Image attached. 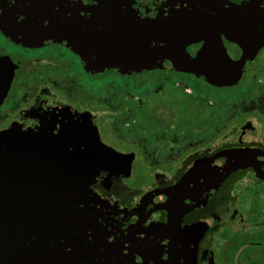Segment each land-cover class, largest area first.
<instances>
[{
  "label": "flooded vegetation",
  "instance_id": "1",
  "mask_svg": "<svg viewBox=\"0 0 264 264\" xmlns=\"http://www.w3.org/2000/svg\"><path fill=\"white\" fill-rule=\"evenodd\" d=\"M38 1L0 0V133L20 125L78 132L81 141L71 136L61 144L81 146L83 153L87 132H97L104 145L133 155L129 171L101 170L90 191L100 206L90 233L113 243L116 264H264V179L253 168L233 173L214 192H199L194 206L182 207L172 192L196 162L222 166L226 159L218 155L228 150H260L264 172V47L231 87L169 70L89 72L67 46L25 44V31L5 29ZM203 44L188 51L198 52ZM224 44L232 59L241 58L239 46L225 38ZM110 76L132 84L106 85ZM171 77H180L177 86L160 93ZM214 91L227 93L225 100ZM186 100L188 111L207 122L188 138ZM160 107L165 115L157 113ZM68 153L73 158V149Z\"/></svg>",
  "mask_w": 264,
  "mask_h": 264
},
{
  "label": "water",
  "instance_id": "2",
  "mask_svg": "<svg viewBox=\"0 0 264 264\" xmlns=\"http://www.w3.org/2000/svg\"><path fill=\"white\" fill-rule=\"evenodd\" d=\"M68 2L26 5L11 21L15 25L5 29L25 31V44L67 46L89 72L131 76L169 70L219 88L239 83L247 61L264 47L263 0ZM224 38L242 49L240 59L230 57ZM200 42L198 52L188 51ZM87 134L82 153L81 146L61 144L71 136L81 141L78 132L54 134L40 125H20L0 133V264H116L113 243L90 233L100 212L90 191L101 170L129 171L133 155L104 145L97 132ZM260 155L257 149H233L218 155L226 159L222 166L200 160L172 192L188 207L199 192L218 190L239 170L253 168L264 179Z\"/></svg>",
  "mask_w": 264,
  "mask_h": 264
},
{
  "label": "rangeland",
  "instance_id": "3",
  "mask_svg": "<svg viewBox=\"0 0 264 264\" xmlns=\"http://www.w3.org/2000/svg\"><path fill=\"white\" fill-rule=\"evenodd\" d=\"M180 79V77H171V78H169L168 80H167V82H164V84H162V88H161V92L160 93H162V92H166V91H168L169 89H173L175 86H177V82H178V80ZM113 81H115V82H126L127 84H132V82L131 81H126V80H122V79H118V78H116V77H113V76H110V77H107L106 78V80H105V83H106V85L107 84H109V83H111V82H113ZM150 85V84H149ZM148 85V86H149ZM154 85L155 84H153V88H154ZM148 86H145L144 88H142V89H138L136 92H137V94H140V92H144L145 91V89L146 90H148L149 88H148ZM213 95L214 96H216L218 99H222V100H225L224 98H226V95H227V93H225V92H215L214 91V93H213ZM159 99L161 100L162 99V96L160 95L159 96ZM159 100V101H160ZM219 105L220 106H222L223 105V103L222 102H220L219 103ZM189 102L186 100L185 101V117H187L186 118V120H187V122H186V125H184L183 127H184V130H185V133H186V136H187V138L190 136V134H191V132L193 131V130H199V128H198V126H203V125H205V123H207V122H203V121H201V120H199V118L197 117V116H195V115H193L192 113H190L188 110H189ZM240 107V106H239ZM254 108H259L258 106H253ZM166 112H167V109H166V107H160V108H158V111H157V113H160V115H165L166 114ZM201 123V124H200ZM198 124H200V125H198ZM154 130H158V128L157 127H154ZM154 133H157L156 131H154ZM192 147H194V146H191L190 148H188L187 147V151L188 150H192V149H194V148H192Z\"/></svg>",
  "mask_w": 264,
  "mask_h": 264
}]
</instances>
